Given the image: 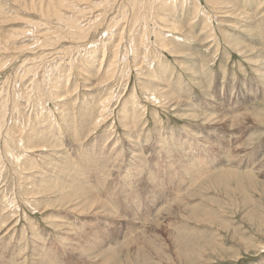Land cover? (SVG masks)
Segmentation results:
<instances>
[{"label": "rangeland", "instance_id": "obj_1", "mask_svg": "<svg viewBox=\"0 0 264 264\" xmlns=\"http://www.w3.org/2000/svg\"><path fill=\"white\" fill-rule=\"evenodd\" d=\"M263 3L0 0V264H264Z\"/></svg>", "mask_w": 264, "mask_h": 264}, {"label": "bare ground", "instance_id": "obj_2", "mask_svg": "<svg viewBox=\"0 0 264 264\" xmlns=\"http://www.w3.org/2000/svg\"><path fill=\"white\" fill-rule=\"evenodd\" d=\"M140 1H141V0H140ZM259 3H261V2H259ZM225 4H226V3H225ZM263 4H264V3H263ZM139 6H140V5H139ZM260 6H261V5H260ZM237 10H238V9H237ZM242 14H244V12H242ZM241 16H245V17H246V14L241 15ZM246 20H247V19H246ZM137 24H138V23H137ZM239 24H240V23H239ZM80 26H81V25H80ZM95 26H96V25H95ZM126 26H127V25H126ZM172 27H173V26H172ZM81 28H82V30H83V26H81ZM92 28H93V27H92ZM87 29H88V28H87ZM88 30H89V29H88ZM73 31H74V30H73ZM76 32H77V31H76ZM82 32H84V31H82ZM73 34H74V33H73ZM78 34H79V33H78ZM80 34H81V33H80ZM80 34H79V35H80ZM74 35H75V34H74ZM76 36H77V35H76ZM78 37H79V36H78ZM85 37H86V36H85ZM83 38H84V37H83ZM123 39H124V38H123ZM123 39H122V40H123ZM50 40H51V39L49 38V40H47V41H50ZM84 40H85V39H84ZM51 42H52V41H51ZM76 42H77V41H76ZM120 42H121V41H119V44H120ZM143 43H144V42H143ZM237 43H239V42H237ZM237 43H235V42L233 43V46H234L235 49H237V46L239 45V44H237ZM117 44H118V43H117ZM241 44H242V43H241ZM34 46H35V45H34ZM36 46H37V45H36ZM235 46H236V47H235ZM242 48H243V47H242ZM247 48H249V47H247ZM247 48H246V49H247ZM115 49H116V48H115ZM243 51H244V50H243ZM248 51H250V50H248ZM253 51H254V50H253ZM253 51H252V52H253ZM250 52H251V51H250ZM258 54H259V53H258ZM55 58H56V57H55ZM54 61H55V60H54ZM113 63H116V62H113ZM110 66H111V65H110ZM115 69H116V68H115ZM256 70H257V69H256ZM110 71H112V70L110 69ZM113 71H114V69H113ZM113 71H112V72H113ZM115 71H116V70H115ZM112 72H110V73H112ZM115 74H116V73H115ZM115 74H113V75H115ZM188 74H189V73H188ZM109 76H110V74H109ZM194 76H195V75H194ZM263 76H264V75H263ZM112 77H113V76H111V78H112ZM40 78H41V77H40ZM159 82H160V81H159ZM161 82H162V81H161ZM108 84H109V83H108ZM148 89H149V88H148ZM149 90H150V89H149ZM55 92H56V91H55ZM173 102H174V104H175V101H173ZM171 104H172V103H171ZM175 105H176V104H175ZM177 105H178V104H177ZM171 106H173V105H171ZM183 106H184V105H183ZM174 107H175V106H174ZM214 123H215V122H214ZM35 138H37V137H35ZM35 138H34V139H35ZM38 138H39V137H38ZM45 142H46V141H45ZM42 150H43V149H42ZM205 214H207V213H205ZM212 215H213V214H212ZM212 217H213V216H212ZM14 229H15V228H14ZM78 254H79V253H78ZM94 257H95V256H94ZM92 258H93V257H92ZM94 260H95V259H94Z\"/></svg>", "mask_w": 264, "mask_h": 264}]
</instances>
